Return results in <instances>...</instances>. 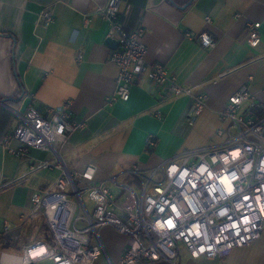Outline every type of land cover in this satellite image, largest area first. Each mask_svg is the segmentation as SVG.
<instances>
[{
  "label": "crops",
  "instance_id": "obj_1",
  "mask_svg": "<svg viewBox=\"0 0 264 264\" xmlns=\"http://www.w3.org/2000/svg\"><path fill=\"white\" fill-rule=\"evenodd\" d=\"M107 1L0 0V97L22 93L17 108L0 105V230L5 222L10 225L13 241L4 244L10 248L21 247L15 246V236L27 220L21 216L29 212L30 194L49 186L59 173L40 170L34 179L6 184L27 169L30 157L37 158L32 153L17 158L7 151V145H18L16 140L4 143L16 125L10 123L13 115L17 119L16 111L22 113L30 104L42 111L69 100L73 117L85 124L62 144L61 157L69 168L93 162L100 178L133 165L148 170L180 152L178 138H185L193 126L184 118L191 98L172 97L165 86L154 84L144 73L137 76L126 101L107 102L118 72L109 58L112 48L105 43L108 23L96 13ZM44 7L54 18L46 27L39 18ZM119 11L118 20L126 30L143 29L149 62L163 63L177 82L206 94L196 119L202 126L216 129L229 95L243 85L251 97L241 111L255 118L264 116V0H122ZM248 21L260 22L261 41L256 47L246 43ZM201 32L214 38L213 46L202 45L197 38ZM148 133L156 135L152 147L146 145ZM214 135L202 144L220 143ZM50 157L48 152L42 158ZM98 234L102 250L91 264L117 263L126 237L110 225ZM258 240L221 257H192L181 245L176 264H242L241 250Z\"/></svg>",
  "mask_w": 264,
  "mask_h": 264
},
{
  "label": "built area",
  "instance_id": "obj_2",
  "mask_svg": "<svg viewBox=\"0 0 264 264\" xmlns=\"http://www.w3.org/2000/svg\"><path fill=\"white\" fill-rule=\"evenodd\" d=\"M121 1L108 0L96 10L108 23L106 36L118 42L109 55L118 72L107 102L126 101L137 76L144 73L172 97L191 98L184 117L191 126L206 94L177 82L163 63L145 58L143 29L126 30L118 20ZM39 16L43 27L54 20L48 7ZM246 28V43L258 46L260 22L248 21ZM197 38L207 48L215 42L207 32ZM81 58L78 49L76 60ZM250 97L247 85L229 95L220 113L226 124L216 129V134L225 135L220 143L180 151L148 170L135 165L121 168L106 178L97 176L93 162L69 168L61 157L62 144L85 124L73 117L69 100L42 111L32 104L22 113L16 111L17 124L4 143L16 140L18 145H7L8 153L27 158L30 149H37L50 152L51 157H30L27 169L6 184L43 169L59 173L49 186L30 194L29 212L21 216L43 219L48 238L26 242L20 252L0 248V264H91L102 250L98 233L106 225L126 235L116 264L160 260L176 264L181 245L192 257H221L258 239L264 228V116L255 118L241 111ZM155 113L162 114L159 109ZM145 141L154 146L156 135L148 133ZM10 233L5 222L0 245L11 238Z\"/></svg>",
  "mask_w": 264,
  "mask_h": 264
},
{
  "label": "rangeland",
  "instance_id": "obj_3",
  "mask_svg": "<svg viewBox=\"0 0 264 264\" xmlns=\"http://www.w3.org/2000/svg\"><path fill=\"white\" fill-rule=\"evenodd\" d=\"M18 119L13 115L11 119V125L17 124ZM222 121V120H221ZM223 125H225V122H221ZM193 125V126H192ZM190 127L191 129L185 136V138H178V141L182 144H179V150H189V149H196L203 146L211 145V144H202L204 141H210L209 139L216 134V129L211 128L209 125L202 126V123L195 120V122ZM215 130V131H214ZM216 136L219 137V140H223L225 138V135H219L216 134ZM217 137V138H218ZM176 145V144H175ZM30 153H32L33 157L42 158L48 156V152L37 150V149H31ZM45 153V155H44ZM14 158V157H13ZM47 169H43L41 172H45ZM40 173V170L37 172L30 173L28 177L35 178ZM11 234V233H10ZM123 236L126 237L125 234ZM48 238V232L47 228L44 225V221L41 218L38 219H27L26 221L22 222L20 232L15 236L17 247H20L22 244L30 241H34L36 239H44ZM11 238H8L9 245L11 242ZM259 239V240H258ZM257 243L253 247L243 249L240 252V262L242 264H264V228L261 230V236L258 238ZM126 242V240H125ZM9 245H0L1 248L7 249L10 251L20 252V248H10ZM116 263V262H115ZM114 261L112 264H115Z\"/></svg>",
  "mask_w": 264,
  "mask_h": 264
},
{
  "label": "trees",
  "instance_id": "obj_4",
  "mask_svg": "<svg viewBox=\"0 0 264 264\" xmlns=\"http://www.w3.org/2000/svg\"><path fill=\"white\" fill-rule=\"evenodd\" d=\"M21 98H22V93L20 91V93L14 95V96L0 97V100L6 105H9L13 108H17L19 105L18 102L21 101Z\"/></svg>",
  "mask_w": 264,
  "mask_h": 264
},
{
  "label": "water",
  "instance_id": "obj_5",
  "mask_svg": "<svg viewBox=\"0 0 264 264\" xmlns=\"http://www.w3.org/2000/svg\"><path fill=\"white\" fill-rule=\"evenodd\" d=\"M105 43L108 44V46L111 47V48H116L117 45H118L117 40L112 39V38H109V37H106V39H105ZM0 105L4 106V107H6V108H10V107H8L7 105H5L1 100H0ZM11 110H12V109H11Z\"/></svg>",
  "mask_w": 264,
  "mask_h": 264
}]
</instances>
